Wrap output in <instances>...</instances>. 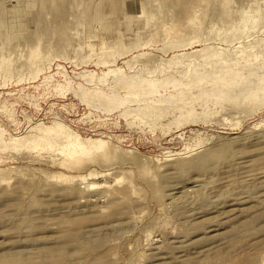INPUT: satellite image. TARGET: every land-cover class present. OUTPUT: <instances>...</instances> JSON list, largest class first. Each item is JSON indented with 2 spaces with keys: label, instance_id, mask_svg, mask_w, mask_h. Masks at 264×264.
I'll return each instance as SVG.
<instances>
[{
  "label": "rangeland",
  "instance_id": "obj_1",
  "mask_svg": "<svg viewBox=\"0 0 264 264\" xmlns=\"http://www.w3.org/2000/svg\"><path fill=\"white\" fill-rule=\"evenodd\" d=\"M262 61L264 0H0V264H264V95L124 81Z\"/></svg>",
  "mask_w": 264,
  "mask_h": 264
},
{
  "label": "bare ground",
  "instance_id": "obj_2",
  "mask_svg": "<svg viewBox=\"0 0 264 264\" xmlns=\"http://www.w3.org/2000/svg\"><path fill=\"white\" fill-rule=\"evenodd\" d=\"M124 81H127L130 84V87L126 90L127 94L137 93L138 88L141 89V86L146 88L145 92L141 93L142 97H146L149 93L159 91V86L166 88V86L171 83L175 91L169 93H159L156 99H158V102L164 103L163 105H160L162 109L165 110L168 107L177 108L180 110L181 114H186L193 111V108L188 106V104H191L196 100H199V103L202 104L204 108H207L208 101H215L219 98L231 101H247L250 98L258 96L259 93L264 95V61L256 66H252L250 64L245 66L241 65V68H234L227 63L219 65L216 68L213 67L212 69H194L188 73L185 78H183V76L176 77L174 75H170L158 82L151 78H147L145 80H133L129 77L124 79ZM125 98L126 97H120L118 102H124ZM113 99H116L115 94H108L106 98L100 99V103L111 104ZM151 103L152 101L147 102L145 106L149 107ZM257 216L258 215L253 218L245 219L242 223L249 226L258 218ZM239 226L242 227V225ZM212 251L215 254H224L226 258L227 256L232 255L230 250L215 252L213 249ZM241 257L243 259V256ZM248 258H244L242 262L239 260H236L237 262L235 260L234 261L235 264H250L247 263L248 261L250 262V259ZM252 262L254 263V261Z\"/></svg>",
  "mask_w": 264,
  "mask_h": 264
}]
</instances>
